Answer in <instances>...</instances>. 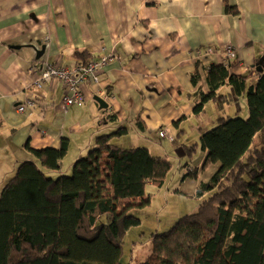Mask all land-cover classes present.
Instances as JSON below:
<instances>
[{"label": "crops", "instance_id": "0c3cea01", "mask_svg": "<svg viewBox=\"0 0 264 264\" xmlns=\"http://www.w3.org/2000/svg\"><path fill=\"white\" fill-rule=\"evenodd\" d=\"M42 47L45 54L37 59L35 49ZM228 47L236 54L232 60L226 59ZM105 57L114 60L101 72L100 83L80 85L84 102L67 112L62 82L34 88L45 64L73 69ZM262 58L264 0H0V195L21 163L36 161L33 150L59 149L66 139L64 174L95 147L98 136L118 128L142 133L137 143L118 137L119 147H144L168 159L173 154L179 164L191 165L188 172L198 168L197 179L187 178L178 187L194 194L217 169H204L207 154L199 147L191 160L185 151L207 129L195 122V103L204 89L202 81L192 83L195 62L229 63L232 74L246 75L253 85ZM220 92L216 100L247 104L228 86L218 97ZM96 97L108 108L100 109ZM20 104H29L26 112L17 111ZM111 114L116 121L106 120ZM161 130L173 141L160 138Z\"/></svg>", "mask_w": 264, "mask_h": 264}, {"label": "trees", "instance_id": "16d2710c", "mask_svg": "<svg viewBox=\"0 0 264 264\" xmlns=\"http://www.w3.org/2000/svg\"><path fill=\"white\" fill-rule=\"evenodd\" d=\"M195 67L192 83L204 84L196 117L225 86L233 96L246 97L249 114L221 117L185 150L191 160L199 147L207 154L204 169H217L194 193L203 199L198 210L153 234L151 253L139 264H264V74L248 85L247 76L232 74L229 63L206 67L197 60ZM126 134L118 128L98 136L95 147L72 165L71 176L61 173L66 139L59 149L32 151L36 161L21 163L0 195V264H124V239L141 223L131 211L150 205L146 187L161 189L173 168L147 148L112 142ZM197 177L198 168H192L183 180Z\"/></svg>", "mask_w": 264, "mask_h": 264}, {"label": "rangeland", "instance_id": "374dc122", "mask_svg": "<svg viewBox=\"0 0 264 264\" xmlns=\"http://www.w3.org/2000/svg\"><path fill=\"white\" fill-rule=\"evenodd\" d=\"M221 94L222 92L219 93L218 98L221 97ZM242 102V99H238V101L232 100L230 102H222L221 99L211 101L206 105L205 112L201 117L195 118V122L196 124L199 123L200 126H207V129H211L217 125L218 119L221 117H240L247 119L246 112H248V107L245 102V104ZM192 131L194 130H190V132ZM141 136L142 133L130 130L120 140L127 138L128 140H132L133 143H137L141 140ZM117 140L119 138L113 139L115 145L118 143ZM157 144L167 150L169 147V151L171 149V151L175 152V147L165 141H158ZM168 156L173 164V168L165 185L160 189L149 184L146 187V195L151 196L150 205L143 209H134L130 213L138 217L141 223L138 226L132 227L124 239L121 259L124 264H139L143 262L152 250L151 236L168 231L181 218L195 213L203 201V199L194 197L193 192L187 194L185 192H174L175 189H178L182 185L183 178L188 174V169L185 166L186 162L179 164V160L173 154L168 153ZM71 168L64 175L71 176ZM57 176L55 175L54 177ZM207 197L208 195L205 196V198ZM105 221L109 222L110 217L106 216Z\"/></svg>", "mask_w": 264, "mask_h": 264}, {"label": "built area", "instance_id": "2783aa9c", "mask_svg": "<svg viewBox=\"0 0 264 264\" xmlns=\"http://www.w3.org/2000/svg\"><path fill=\"white\" fill-rule=\"evenodd\" d=\"M207 53L210 54L211 51H208ZM226 55L227 60H232L236 57V54L231 47L227 48ZM113 60V57L100 58L96 61H90L84 65H77L73 69L45 64L39 72L34 88L36 90H42L46 84L53 80L62 82L65 90L62 109L67 112L72 106L81 105L84 102L83 94L80 92L79 86L85 83L99 84L101 72L105 70ZM101 95L106 99L108 98L105 91H102ZM28 107L29 104H20L17 107V111L19 113H24L27 111ZM159 136L160 138L167 139L169 141H173L174 139V137L171 136L167 130H161Z\"/></svg>", "mask_w": 264, "mask_h": 264}, {"label": "water", "instance_id": "95a60500", "mask_svg": "<svg viewBox=\"0 0 264 264\" xmlns=\"http://www.w3.org/2000/svg\"><path fill=\"white\" fill-rule=\"evenodd\" d=\"M37 53V59H40L44 54H45V47H42L40 50L37 48L35 49ZM256 70L263 74L264 71V58H262L258 64H256ZM95 101L99 104L100 109H106L108 108V104L103 100L98 97L95 98Z\"/></svg>", "mask_w": 264, "mask_h": 264}]
</instances>
